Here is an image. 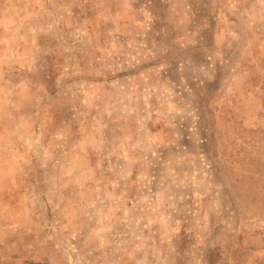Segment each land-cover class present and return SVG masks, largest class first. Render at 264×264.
I'll return each instance as SVG.
<instances>
[{
  "label": "rangeland",
  "instance_id": "1",
  "mask_svg": "<svg viewBox=\"0 0 264 264\" xmlns=\"http://www.w3.org/2000/svg\"><path fill=\"white\" fill-rule=\"evenodd\" d=\"M0 264H264V0H0Z\"/></svg>",
  "mask_w": 264,
  "mask_h": 264
}]
</instances>
